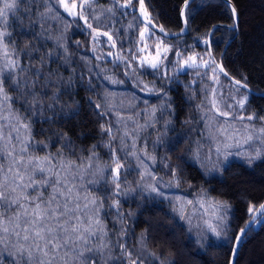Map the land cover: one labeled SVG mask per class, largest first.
<instances>
[{
    "label": "trees",
    "instance_id": "16d2710c",
    "mask_svg": "<svg viewBox=\"0 0 264 264\" xmlns=\"http://www.w3.org/2000/svg\"><path fill=\"white\" fill-rule=\"evenodd\" d=\"M182 1L144 0V3L153 23L170 32L180 28L178 10ZM119 2L123 3V0ZM136 3L134 0L133 10L121 9L113 0H94L87 9L93 28L112 35L113 47L107 36H101V42L94 43L92 30L83 20L72 23V17L63 8L60 9L63 18H53L55 13H52L41 19L40 13L47 9L39 0L35 4L21 0L16 17H9L7 31L12 33L10 40L14 42L8 45L9 54L12 55L14 48L15 57L24 67L29 64L42 67L43 75L39 77L36 93L43 108L33 115L31 109L26 111L25 98L7 83L5 88L8 95L16 97L13 109L31 121L32 156L51 154L59 167L61 160L88 165V157L94 154L87 174L83 180L77 176L75 183L84 185L80 190L87 196L102 201L99 218L107 231L103 242L108 247L96 253L94 259L89 258L87 264H125L129 259L128 252L131 253L129 260L141 264H167L168 261L175 264H227L233 237L249 218V204L257 206L264 198V160L249 165L244 153H254L259 142L236 147V140H232L231 154L220 162H205L200 166L193 160V148H207L210 139L206 135H211L214 121L223 119L208 111L210 91L215 84L212 79L215 65L187 68L181 72L176 70L193 54H199L201 59L197 62L201 65L202 61L211 60L204 43L206 33L214 23L232 24L231 14L222 0H192L184 34L166 38L154 32L142 41L140 33L144 24L139 19L134 20V16L137 17ZM233 3L239 13L238 30L230 31L224 26L213 29L209 39L211 53L229 75L247 83L254 91L264 92V0H233ZM108 8H114V14L105 11ZM95 16L101 17L99 22L92 19ZM129 24L133 27L129 28ZM161 40L163 45H160ZM157 45L171 47L163 73L160 69L157 72L150 67L141 68L138 61L143 55L157 51ZM141 48H144L143 52L139 51ZM177 51L181 53L179 57ZM48 53H53L55 58H50ZM133 55L137 59L133 60ZM117 56L124 59L117 60ZM41 59L44 60L43 65L40 64ZM5 62L1 53L0 64ZM129 62L131 67H126ZM165 72L170 78H165ZM28 75L31 80L33 74ZM49 76L51 82L41 87ZM106 77L123 83L112 84ZM219 82V97L225 105L233 104L235 94L246 93L241 88L236 92L233 84L221 74ZM148 84L158 88V92L147 95L141 91ZM54 94L58 98H54ZM248 96L242 112L245 116L255 114L257 119L233 121L241 126L247 123L260 129L264 127V96L249 93ZM26 99L31 102L32 97ZM97 104L102 107L97 109ZM162 104H170V107L161 110ZM153 108L157 109L155 117L153 113L152 117L148 114ZM233 111L237 116L241 114L240 110ZM102 112L106 113L103 117L100 115ZM117 113L124 118L119 123ZM149 119L151 121L147 123ZM102 125L111 126L115 138L102 131ZM140 125L144 127L140 128ZM126 129L130 135L122 142L120 137ZM152 131L160 132L158 137L162 147H159L160 154L153 156L155 162L151 169L156 176L168 178L170 184L187 194L204 196L209 202H227L229 208L225 224L228 239H217L206 229L194 228L181 218L174 203L155 192L146 191L143 185L146 179L139 177L137 166L129 160L130 149H134L129 142L130 139L133 142L136 134L141 132L145 134L144 150L150 148L157 136ZM21 135L27 133L22 132ZM244 135L245 132L237 137L243 139ZM67 141L71 143L65 147ZM36 142H40L39 146ZM113 150H116L118 161L113 160ZM117 162L124 165L120 170L119 192L111 171ZM0 163L5 168L9 165L7 159ZM98 169H103V173ZM173 169L177 172L175 178ZM91 181L96 183H89ZM48 190L49 187L44 192L45 196ZM117 200L119 208L111 207ZM15 210L13 208L12 212ZM249 235L251 238L242 244L235 264H264V253L260 255L264 226ZM100 243L94 238V247ZM14 244L13 240L9 249L2 253L3 264H10L13 259L9 252ZM120 244L125 245V251L121 250Z\"/></svg>",
    "mask_w": 264,
    "mask_h": 264
},
{
    "label": "snow or ice",
    "instance_id": "6c2138e0",
    "mask_svg": "<svg viewBox=\"0 0 264 264\" xmlns=\"http://www.w3.org/2000/svg\"><path fill=\"white\" fill-rule=\"evenodd\" d=\"M30 4L37 3V0H28ZM94 0H39V3L46 7L47 11L40 13V18L44 19L47 16L55 13L53 18H63L60 9L63 8L64 12L68 16L72 17V23H76L78 20H83L88 29H91V35L94 43H99L101 36H107L108 40L115 46L112 35L109 32H100L96 28H93L90 22L89 15L86 14L87 9L91 6ZM134 0H123L120 3L119 0H113V3L121 8L128 9L133 8ZM21 0H0V51L3 53V59L6 61L2 67H0V161L7 159L9 165L5 168L3 163H0V264H3L4 257L2 253L9 249V245L12 241L15 244L12 246V251L9 252V256L13 259L10 260V264H87L89 258H93L96 253L107 248L108 245L103 241L107 237V231L103 223L99 218V213L103 207L102 201H98L95 197L88 199L87 196L81 197L79 189L84 187L83 184L77 185L75 183L76 177L79 176L81 180L84 178V174L87 169L91 167V161L95 158L89 156V164L87 166H78L74 162L59 161V167L53 161L55 157L51 154L43 158L31 155L32 141H31V121L26 120L22 116L19 110H14L12 103L16 100V97L8 95L5 88L6 83L9 87L15 89L20 97L25 98L26 111L31 109L32 114L36 115L43 108L41 104L40 96L36 93V85L40 84L39 77L43 75L42 67H34L29 64L28 67H24L19 58L15 57V49L12 50V55L9 54V43H13L10 40L11 32L7 31L9 24V17H16V14L20 11L19 5ZM192 0H184L183 6L180 10L181 17L184 18L185 28L181 29V33L186 30L189 17V5ZM140 13L144 19V28L140 33V39L143 41L146 36L154 35V29L156 25L153 24V17L145 8L144 0H139ZM226 7L230 9V19L233 23L229 26L230 31L238 30L239 13L233 0H224ZM134 10V8H133ZM26 11L30 12V9ZM105 11L113 13L114 8H108ZM96 21H100V16L92 17ZM138 19L134 16V20ZM129 28L133 27L129 24ZM220 25H214V29H218ZM159 31L164 33L165 36L176 35L174 33H167L163 26H160ZM210 32L212 29L209 30ZM7 41V42H6ZM205 44H209L207 39L204 40ZM160 45H163L161 40ZM157 45L156 55L149 59L148 57L140 58V67H150L154 71H157L168 59L167 53L171 50L170 46H164L163 48ZM147 47V45L145 46ZM139 51L143 52L144 48ZM50 58L54 59L53 53L47 54ZM108 55H113L108 53ZM177 57L181 55L179 51L176 52ZM211 53H209V56ZM67 59V58H66ZM102 59V57H97ZM117 60H122L124 57L117 56ZM133 60L137 59L135 55ZM199 54H193L184 60L183 64H180L177 68V72L186 70L187 68L198 67H212L214 61L204 60L198 63ZM40 64H44V60L41 59ZM126 67H131L129 62ZM214 81L219 80V75L222 73L224 76H228V73L224 71L222 65H217L212 68ZM24 75H21V74ZM29 73L33 74V78L29 79ZM126 75L128 73H125ZM165 78H170L168 73L165 72ZM105 79L109 80L112 84H120L123 81L114 80L110 77ZM246 79V78H245ZM10 82V83H9ZM50 76L46 78L45 84L41 87H45L50 83ZM69 81V86H70ZM239 86V87H237ZM233 88L236 92L240 91V88L248 89L247 83L241 80H234ZM153 92L155 88H149L144 85L141 91ZM250 93V90H249ZM166 95V93H161ZM31 96V102L26 97ZM54 98H58L54 94ZM248 93L244 96L236 99L235 104H228L225 107L228 110H223L220 106V101L216 98V89H212V99L210 101L211 108L208 111L213 113L214 117H224L227 123L229 118L231 120H240L241 122L253 121L257 119L255 114L245 116L242 112L246 108L248 103ZM51 108V105H48ZM102 105L97 104L96 108L100 109ZM170 107V104H162L161 110ZM233 109L240 110L239 116L235 115ZM111 111V108H109ZM157 112L156 108L152 109L153 117ZM4 113H7L6 115ZM106 113H100L101 117ZM124 118L117 113V122L119 123ZM128 119H132L128 117ZM143 128L144 125H140ZM233 126L231 124L228 127H221L218 131L222 134L227 133ZM102 131L108 133L112 138H115L112 127L101 126ZM7 130V135L5 131ZM27 133L22 136L21 133ZM245 135L241 140H236V147H242L243 145L252 146L259 142V146L255 147L254 153H244L247 156V162L251 165L254 161L264 160V127L260 129L253 128L250 124L244 125ZM130 133L127 129L124 131L123 136L120 137L123 142L125 138L129 137ZM234 136L240 135V130H236L233 133ZM232 137L230 136L229 139ZM39 146L40 142H36ZM71 141H67L65 147L70 144ZM110 146V144H109ZM95 147V146H93ZM233 147V145H225V148ZM133 148L135 144L133 143ZM220 149L217 148V153ZM146 154V153H145ZM231 153H227V155ZM59 155V153L57 154ZM129 155H136L133 151ZM113 160L118 161L119 157L116 155V150L112 151ZM137 159H140L137 156ZM155 162V157H151ZM143 163V161H142ZM124 165L116 163L115 168L111 169L113 173V181L116 183V191L119 192L120 185L118 183L120 170ZM77 168L78 171L73 172L72 169ZM103 169H98V172L103 173ZM173 177L177 176L175 169L172 170ZM43 177L37 180V176ZM143 178V174H142ZM153 179H156L153 177ZM95 184L96 181L89 182ZM51 186L52 191L47 198L44 196V192ZM170 187L171 185H166ZM150 191L157 193V195H163L160 189L156 185H150ZM35 192L36 195L31 193ZM167 199V197H165ZM87 202L81 204V200ZM181 198L177 197V200ZM187 203H192L188 201ZM201 206H204L205 200L200 201ZM111 207L119 208V201H114ZM208 207L213 209L212 215L217 219V223L213 224L211 221H205L207 231L211 232L217 239H228L226 231V210L229 208L227 202L211 201ZM16 210L12 212V209ZM249 219L245 221L243 227L239 229V232L235 233V242L231 245L232 259L230 264H235L236 257L239 254L242 244L247 242L251 236L249 233H255L260 226H264V203L256 206L249 204L248 209ZM12 212V215H8ZM91 213V214H89ZM119 215V212L117 213ZM181 218H185L183 215ZM99 239L101 243L98 246H93V240ZM119 247L122 251H125V245L120 244ZM63 253V255H61ZM127 256L131 259V253L128 252ZM155 256V254H153ZM131 264H141V262L132 260ZM167 264H175L174 261H168Z\"/></svg>",
    "mask_w": 264,
    "mask_h": 264
},
{
    "label": "rangeland",
    "instance_id": "374dc122",
    "mask_svg": "<svg viewBox=\"0 0 264 264\" xmlns=\"http://www.w3.org/2000/svg\"><path fill=\"white\" fill-rule=\"evenodd\" d=\"M229 10V9H228ZM230 12V11H229ZM157 49V47L155 48ZM2 51H0V55H1ZM156 55V51L154 53L151 54H147V55H143L142 57H148L149 59H151V57H154ZM140 62V60H138ZM184 62V61H183ZM183 62L181 64H183ZM3 65L0 64V67H2ZM164 64L161 66L160 70L161 73L164 72ZM149 88H155L156 91L153 92H148V91H143L144 93H146L147 95H152L158 92V88L154 87L153 85L148 84L147 85ZM221 87V84L218 80L215 81V84L212 86L211 91H210V96H209V106L211 108V104L210 101L212 99V89L215 88L216 89V98L217 100L220 101V106L223 110H228L225 107V104L223 102V100L219 97V89ZM246 93H242V94H235L233 97H236V99H239L240 97L244 96ZM233 105L235 104V100L232 99ZM228 105V104H226ZM5 115L7 113H4ZM151 117H152V112L148 113ZM151 119H149L147 121L150 122ZM214 129L218 132H216L214 129H212V131L210 132L211 135H206L208 136V138L210 139L209 141V145L207 146V148H193L192 152H191V156L193 158V160H195L200 166H202L205 162H220L221 159L225 156L227 153H229L231 151V147L230 148H225V145H232V140H241L240 138H238L237 136H234L233 133L238 129L240 130V133L244 132V126L239 125L238 123L234 122L233 120L229 119L228 122H225V118L223 117V119H221L218 122L214 121ZM231 124L233 127L229 129V131L227 133H220L218 131V129H220L221 127H228V125ZM247 124V123H245ZM258 130V128H255ZM154 133V131H152ZM148 133V132H147ZM156 134V140H154V142H152V147H150L152 150H150V148H145L144 145V133L142 134L140 132L136 134V138L133 140V142H129V145L132 146L131 148H133V143L135 144V148L134 149H130V153H132L133 151L136 152V155H130V159L134 161L135 165L137 166V169L139 170V177H142L143 174V178L146 179V181L143 183L144 186H146V191L147 192H151L150 191V185H156L160 191L163 193L162 198L167 197L166 200L174 203L177 206L178 211L181 213V216L183 215L185 218V220H187V223H190V225H193L194 228L199 227L200 229H206V224L205 221H211L213 224H216L218 221L217 219L212 215L213 209L211 207H208V204L210 203L206 198H204V196H192L190 194H187L186 192L182 191V189L177 188L174 184H170L168 178H162L160 176H156V172L153 171L151 169V165L153 163V160L151 159V157H153L154 155L158 154L159 151V147L161 143V138L158 137V135H161L160 132L154 133ZM5 135H7V130L5 131ZM133 136V135H131ZM232 137L231 139H229V137ZM140 139V140H139ZM197 148V149H196ZM217 148L220 149V152L217 153ZM150 150V151H149ZM146 153V154H145ZM160 154V153H159ZM33 156L36 157H45L44 155L41 154H35ZM137 156L140 157V159H137ZM143 161V163H142ZM80 166V165H78ZM87 166V165H84ZM83 167V166H81ZM73 172L78 171L77 168H73L72 169ZM88 169L86 171L85 174H87ZM155 172V173H154ZM84 174V175H85ZM153 177H155L156 179H153ZM43 177L41 176H37L36 179L40 180ZM162 178V179H159ZM159 184V186H158ZM166 185H171L170 187H167ZM50 191L48 190L45 198H47L49 196V194L52 191L51 186H49ZM154 193V192H152ZM32 195H36L35 192L31 193ZM79 194L80 196L83 198L86 195L85 192H82L79 189ZM88 199L90 200L92 197L87 196ZM177 197L181 198L180 200H177ZM204 199L205 203L204 206H201L200 201ZM188 201H192V203H187ZM87 201L85 200H81V204L85 203ZM91 214V213H89ZM209 232V231H208ZM211 233V232H209ZM264 253V244H262V251L260 253L263 254ZM263 259V257L261 258ZM125 264H131V260H127Z\"/></svg>",
    "mask_w": 264,
    "mask_h": 264
},
{
    "label": "water",
    "instance_id": "95a60500",
    "mask_svg": "<svg viewBox=\"0 0 264 264\" xmlns=\"http://www.w3.org/2000/svg\"><path fill=\"white\" fill-rule=\"evenodd\" d=\"M223 1V3H224V0H222ZM183 3H184V0L182 1V3L180 4V6H179V10H178V12H179V16H180V23H181V25H180V28L178 29V30H176V31H170V32H168V31H165V32H167V33H174V34H176V35H168V36H165L164 35V33H162V32H160L159 31V28H160V26L159 25H156V28L154 29V32H156L157 34H159V35H161V36H163V37H166V38H172V37H176V36H179V35H182V34H184L185 32H186V30L183 32V33H181V29H183V28H185V23H184V18L183 17H181V15H180V10H181V7L183 6ZM228 8V7H227ZM229 9V8H228ZM229 11H230V9H229ZM135 13H136V16H137V18L144 24V19H143V17L141 16V13H140V4H139V0H137V3H136V7H135ZM231 14V13H230ZM232 23H233V21H232ZM154 24V23H153ZM214 25H220V26H224V27H227V26H229V25H227V24H223V23H214V24H212L210 27H209V29H208V31H207V33H206V38L205 39H207L208 41H209V39H210V35H211V33H212V31H213V26ZM231 25V24H230ZM228 28V27H227ZM210 29H212V31L210 32L209 30ZM228 41V40H227ZM227 41H226V43H227ZM206 45V50H207V53H208V56H209V53H211V49H210V43L209 44H205ZM210 57V59L212 60V61H214V65H215V67L217 66V65H221V62L219 61V60H215V58L213 57V55H212V53H211V55L209 56ZM224 71L225 72H227L225 69H224ZM221 75L222 76H224L222 73H221ZM230 83H232L233 84V82H234V80H239V79H236V78H234V77H232L231 75H229L228 74V76L226 77V76H224ZM237 87H239V86H237ZM242 90H244L246 93H249V90H250V93L249 94H253V95H260V96H264V92H257V91H254L253 89H251L249 86H248V89H243V88H241ZM261 203H264V198L261 200V202H259L258 204H257V206H259V204H261ZM249 219V218H248ZM247 219V220H248ZM246 220V221H247ZM245 224V223H244ZM244 224L241 226V227H243L244 226ZM240 227V228H241ZM239 228V229H240ZM239 229L236 231V233L237 232H239ZM235 242V235H234V237H233V241H232V244ZM231 244V245H232ZM231 259H232V252H231V248H230V253H229V258H228V262H227V264H230V261H231Z\"/></svg>",
    "mask_w": 264,
    "mask_h": 264
}]
</instances>
